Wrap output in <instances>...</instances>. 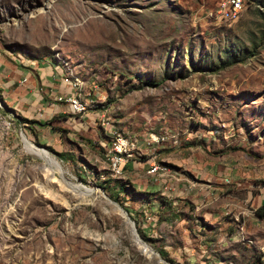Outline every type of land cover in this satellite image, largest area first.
<instances>
[{"label": "rangeland", "instance_id": "obj_1", "mask_svg": "<svg viewBox=\"0 0 264 264\" xmlns=\"http://www.w3.org/2000/svg\"><path fill=\"white\" fill-rule=\"evenodd\" d=\"M217 1L0 0V59L62 69L86 114L102 117L96 125L109 146L102 122L127 139L140 126L155 133L165 124L184 131L201 122L206 130L216 120L229 123L220 129L226 136H245L240 126H247L262 149L264 0H245L232 22L230 7L222 11L228 0L216 9ZM22 119L9 101L0 105V264H234L232 249L242 241L221 251L212 229L198 232L202 221L190 222L189 232L166 226L144 234L114 188L127 181L110 177V153L100 152L102 168L92 153L100 146L77 135L64 143L62 161ZM155 166L152 182L170 177L166 165ZM109 199L127 212L138 237ZM244 258L239 264H250Z\"/></svg>", "mask_w": 264, "mask_h": 264}, {"label": "crops", "instance_id": "obj_2", "mask_svg": "<svg viewBox=\"0 0 264 264\" xmlns=\"http://www.w3.org/2000/svg\"><path fill=\"white\" fill-rule=\"evenodd\" d=\"M221 1L215 3L216 9ZM66 75L49 63L0 59V94L25 119L46 123L28 126L39 144L64 154V143L83 135L89 140L88 146H100L92 148V153L105 168L107 163L100 152L102 156L106 153L110 140H103L96 125L102 117L94 112L84 116L69 112L62 101L75 98L78 91L74 80ZM226 123L214 120L213 127L206 130L201 122L198 128L184 131L171 124L159 126L155 133L145 126L130 130L127 139L135 144L136 158L130 159L123 169L126 184L118 181L114 188L127 201L130 215L144 234L152 236L166 226L171 233L177 228L189 232L190 222L202 221L204 226H199L198 232L205 235L212 229L221 251L242 241L244 245L232 249L234 264L244 258L239 248L245 251L244 259L250 264H260L261 260L264 263V148L256 147L257 141L251 139L247 126H240L247 131L245 136L242 132L235 137L231 133L220 134L221 128L230 126ZM100 125L111 138L109 127L104 122ZM155 138L163 141L153 142ZM156 164L166 165L170 177L152 182L160 170ZM146 172L155 174L148 176ZM126 188L133 190L135 198L129 196Z\"/></svg>", "mask_w": 264, "mask_h": 264}, {"label": "built area", "instance_id": "obj_3", "mask_svg": "<svg viewBox=\"0 0 264 264\" xmlns=\"http://www.w3.org/2000/svg\"><path fill=\"white\" fill-rule=\"evenodd\" d=\"M244 1L245 0H237V6H236L235 12H228L227 3L225 4V7L223 8L222 11L228 12V22H232V15L233 14L242 10V4ZM219 14H220V12L216 13V21L217 22H219ZM205 19H207L206 15H205ZM59 101H62V99H59ZM65 102L67 103V107L69 109V112L72 115L82 116V115L86 114L87 111H85V109H83L82 107L74 106L72 96L67 98L65 100ZM106 126H107V124H106ZM111 135H112L111 146H107L104 149V151L110 153V159L112 161V169H110V174H116L117 170H123V167L128 162V160H120V155L117 154V143H120L119 138L116 137V135L114 133H111ZM152 140H153V142H155L158 140V138H155ZM151 167H153V166H151ZM225 182L229 183V181H225Z\"/></svg>", "mask_w": 264, "mask_h": 264}, {"label": "bare ground", "instance_id": "obj_4", "mask_svg": "<svg viewBox=\"0 0 264 264\" xmlns=\"http://www.w3.org/2000/svg\"><path fill=\"white\" fill-rule=\"evenodd\" d=\"M226 3H227V6L230 7V10L232 12H235L236 11L237 0H228ZM225 4H224V6H225ZM72 100H73L74 106L82 107L83 109L86 110L85 105H83V103L78 98H75V99H72ZM120 136L118 137L120 143H117V154L120 155V160H128L129 161L131 158H134L135 155L137 154L135 144H133L131 141H128L127 139L123 138V136L122 137H120ZM160 141H163V139H158L155 142L158 143ZM109 160L111 162L110 164H111V169H112V161H111L110 158H109ZM51 169L52 168H48L46 166L42 167V170H43L44 175L46 177L47 176H50L53 179L54 177H53V173L51 172ZM122 172H123V170H117L116 171V174H113V176L114 177H120L122 175ZM249 243H251V242L249 241ZM142 249H143V253H145L146 255H149V256L153 257L154 252H153L152 249L147 248V247H142ZM262 264H264V263H262Z\"/></svg>", "mask_w": 264, "mask_h": 264}, {"label": "water", "instance_id": "obj_5", "mask_svg": "<svg viewBox=\"0 0 264 264\" xmlns=\"http://www.w3.org/2000/svg\"><path fill=\"white\" fill-rule=\"evenodd\" d=\"M0 105H5V101L3 99H0ZM36 147L40 148L41 150H44L45 152H47L45 149L41 148L40 145H36ZM48 153V152H47ZM109 203L114 207V210L125 220V222L127 223V225L130 228V231L138 237L137 233H136V229L134 227V223L131 221V219L129 218L127 212L121 208L119 205H117L115 202L111 201L109 199Z\"/></svg>", "mask_w": 264, "mask_h": 264}, {"label": "trees", "instance_id": "obj_6", "mask_svg": "<svg viewBox=\"0 0 264 264\" xmlns=\"http://www.w3.org/2000/svg\"><path fill=\"white\" fill-rule=\"evenodd\" d=\"M249 0H247V2H248ZM22 121L24 122V123H26V124H30V125H34V124H37V125H39V126H44L45 124H40V123H38V122H33V121H29V120H27V119H22ZM47 150H50V151H52L49 147H45ZM53 152V151H52ZM57 156H59L60 157V159L62 160V161H65L66 160V158H65V155L64 154H59V153H57ZM102 189H104V190H106L104 187H102ZM261 263H262V261H261ZM260 263V264H261ZM252 264H255V263H252Z\"/></svg>", "mask_w": 264, "mask_h": 264}]
</instances>
